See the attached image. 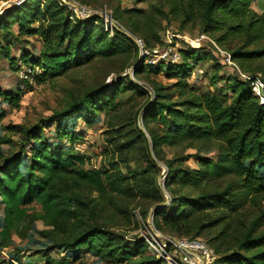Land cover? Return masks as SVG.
Masks as SVG:
<instances>
[{
  "label": "trees",
  "instance_id": "obj_1",
  "mask_svg": "<svg viewBox=\"0 0 264 264\" xmlns=\"http://www.w3.org/2000/svg\"><path fill=\"white\" fill-rule=\"evenodd\" d=\"M137 1L148 9L114 7L112 17L124 30L115 26L113 32L100 15L73 16L61 0H26L0 15L1 37L29 35L41 42L37 55L24 49L12 62L19 71L20 62L31 68L33 82L97 62L106 67L105 75H116L112 83L72 95L64 108L38 123L0 126V244L7 246L14 233L24 236L41 220V236L54 249L71 252L72 262L85 251L112 264H168L149 253L143 237L130 239L114 229H137V212L146 222L153 210L154 226L162 233L205 237L218 254L215 264H264V103L239 76L225 87L232 93L229 100L189 84L200 63L217 59L214 47L181 48L180 62H147L167 45L163 21L176 19L180 27L198 25L241 71L261 73L264 79V7L260 13L253 8L262 0ZM129 34L141 39L149 54L142 57ZM9 52L7 47V57ZM133 65L134 75L149 82L151 90L127 73ZM152 73L177 78V96L169 85L149 78ZM0 94L10 105L20 104V89ZM136 97L145 99L138 104ZM102 113L110 128L106 164L95 165L91 155L45 136L55 124L70 119L93 124ZM66 128L58 134L66 136ZM166 148L174 150L172 157H166ZM191 158L198 167L187 164ZM158 162L167 167L164 188ZM55 263L48 257L46 264ZM6 264L28 263L17 253Z\"/></svg>",
  "mask_w": 264,
  "mask_h": 264
},
{
  "label": "rangeland",
  "instance_id": "obj_2",
  "mask_svg": "<svg viewBox=\"0 0 264 264\" xmlns=\"http://www.w3.org/2000/svg\"><path fill=\"white\" fill-rule=\"evenodd\" d=\"M18 0H7L0 2V15L5 12L7 7L12 8L18 6ZM90 4L81 5L93 9L95 13L106 17L105 13L112 14L114 7L120 5L121 7H141L148 9L146 2H138L137 0H88ZM264 7V0L262 4H253V8L261 12ZM113 16V14H112ZM107 18V17H106ZM109 19V17H108ZM115 20V19H114ZM115 24L123 29V26L116 20ZM164 26H168L167 29L162 33L163 38L166 40L167 45L159 46L157 53H153L148 56L147 62L155 63L162 61L163 57L161 54L165 52V49L169 46L174 53H179L181 48H187L188 40L201 35V31L198 25H186L180 27L179 21L172 19L171 23L166 20L163 21ZM16 33V32H14ZM172 44V45H171ZM206 46L214 49V54L217 59H207L200 63L195 72L189 79V84L195 86L204 91H211L219 97H229L232 93L226 90L225 87L236 77L244 79L241 73H244L239 67L233 62L228 61V51L221 47L222 51H217L216 47L210 40H206ZM6 47V48H4ZM9 48L10 56L5 55V50ZM169 47V48H170ZM41 48V42L37 40L35 36H25L16 38V34H9L6 37L0 36V93L2 91H17L20 89L22 94L20 95V104L16 107L9 104V102L2 97L0 94V126L8 125L10 123H26L32 125L38 123L41 119L49 117L55 111L64 108L68 101H70L72 95L79 94L87 87L97 85L100 83H112L116 79L115 73L105 75L106 67L103 63L97 62L88 66L78 68L71 71L65 76L58 77L57 79L47 81L42 84H37L29 79L30 85H26L22 80L24 75L17 70V65L12 63L14 60H18L21 57V52L25 49L31 52L33 55L39 53ZM142 57L145 53L141 52ZM13 57V60L10 59ZM169 60L167 56L166 61ZM181 61V57H180ZM219 63L220 69H216L214 65ZM20 68L26 67L24 63H19ZM202 70V71H200ZM127 73L135 81L140 82L151 90L149 82L138 79L134 75V65L127 69ZM253 75L254 73H246ZM261 74V73H256ZM113 75V76H111ZM262 75V74H261ZM109 76L112 77V81H109ZM144 76V75H143ZM149 78L156 79L169 85V91H172L175 96L177 92L175 89V83L178 81L177 78H169L163 73L154 74L152 73ZM28 80V78H26ZM254 90V88H253ZM259 97V96H258ZM138 104L144 101L145 97H136ZM260 100H262L259 97ZM261 102V101H260ZM138 106V105H137ZM4 114V115H3ZM141 127H144L142 120H140ZM65 126L68 127L66 136L58 134L59 128L62 129ZM108 123L106 115L101 114V119L93 124H87L83 120L70 119L62 123L59 127L56 124L45 129V136L52 142L59 146L73 148L75 151L85 153L92 156V162L95 165L106 164L108 162L110 153L105 151L107 146V138L109 136ZM72 136L75 140H72ZM14 139L19 141L20 136L15 134ZM166 157L170 158L174 154V150L166 148ZM214 155V151L210 152ZM162 169L159 181L163 180L167 167L163 162H158ZM192 167H198L199 164L194 158L187 161ZM91 164H87L89 167ZM186 191H189L187 189ZM195 193L197 191H191ZM4 206L0 202V217L3 215ZM138 213V212H137ZM136 218H138L136 216ZM32 229L26 230L25 235L21 233H14L7 243V246L0 244V264H6L10 261L17 253H20L25 257V262L28 264H46L48 257L56 260L55 264H112L110 261L93 256L89 252H82L81 259L77 262L71 261V252L60 251L53 248L51 240L43 238L40 234V230L45 228V225L41 220L35 221L32 225ZM114 229L121 230L127 234V238L134 239L133 236L137 235L140 237V233H136L138 230L131 226H119L115 225ZM134 229V230H133ZM137 230V231H136ZM159 231V230H157ZM161 232V231H160ZM206 239L205 237H201Z\"/></svg>",
  "mask_w": 264,
  "mask_h": 264
},
{
  "label": "built area",
  "instance_id": "obj_3",
  "mask_svg": "<svg viewBox=\"0 0 264 264\" xmlns=\"http://www.w3.org/2000/svg\"><path fill=\"white\" fill-rule=\"evenodd\" d=\"M26 0H18L17 5L22 4ZM75 4L74 7H70L73 12V16L76 15L79 18H86L96 14L93 9H89L79 2L72 0ZM106 17L101 16L104 20L105 26L107 30L113 32V28L115 26L119 27L117 24L114 23V19L112 14L105 13ZM71 16V17H73ZM109 17V19H108ZM206 40H210L216 47L217 51H222L221 47L207 34L202 33L201 35L189 39L187 46L191 47H202L206 46ZM137 43L141 47L142 53L149 54V51L144 48V43L141 39L137 38ZM172 45V44H171ZM170 47V46H169ZM166 48L165 52L161 54L163 57L162 60L166 61L167 56L169 57L168 61L171 62H180V55L179 53H174L170 48ZM215 49V48H214ZM159 50H154L157 53ZM227 56V60L233 61L232 57L229 52ZM202 71V70H200ZM21 74L24 75V78L32 79V69L28 66L22 67L20 69ZM244 76L245 80L250 82L251 88H254V92L262 99L260 100L261 103H264V79L261 74H253L248 75L246 73H241ZM113 76V75H111ZM109 76V81H112V77ZM166 177V171L163 176V180L160 181L161 186L164 188V179ZM166 192V191H165ZM167 203H170L172 198L169 193L166 192ZM137 217L140 221V227L136 230V233H140L141 237L145 239L147 244V249L150 254L154 255L155 257L164 260L168 264H215L216 260L218 259V254L211 247L208 242L203 238H191L188 236H174L169 234H164L154 226L153 219L150 217L145 222L141 215L137 213ZM152 226V227H151ZM153 228L154 233L151 231Z\"/></svg>",
  "mask_w": 264,
  "mask_h": 264
},
{
  "label": "water",
  "instance_id": "obj_4",
  "mask_svg": "<svg viewBox=\"0 0 264 264\" xmlns=\"http://www.w3.org/2000/svg\"><path fill=\"white\" fill-rule=\"evenodd\" d=\"M65 5H67V6H69V7H74L75 6V4H74V2L72 1V0H61ZM7 8H9V7H7ZM4 14V13H3ZM2 15V14H1ZM129 36L132 38V39H134L135 41L137 40V38L134 36V35H132V34H129ZM150 149H151V153L152 154H154V152H153V146H150ZM154 215H155V212L152 210L151 212H150V215H149V217L151 218V219H153V217H154ZM152 227V226H151ZM150 227V229H152L151 231L154 233V231H153V228H151Z\"/></svg>",
  "mask_w": 264,
  "mask_h": 264
}]
</instances>
